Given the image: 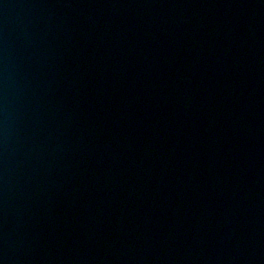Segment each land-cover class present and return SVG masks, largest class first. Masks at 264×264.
<instances>
[{
	"label": "water",
	"instance_id": "1",
	"mask_svg": "<svg viewBox=\"0 0 264 264\" xmlns=\"http://www.w3.org/2000/svg\"><path fill=\"white\" fill-rule=\"evenodd\" d=\"M0 264H264V0H0Z\"/></svg>",
	"mask_w": 264,
	"mask_h": 264
}]
</instances>
